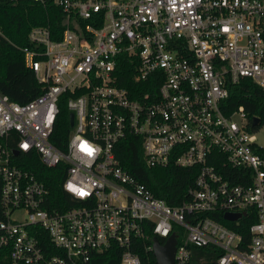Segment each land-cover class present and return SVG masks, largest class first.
<instances>
[{
	"label": "built area",
	"instance_id": "2783aa9c",
	"mask_svg": "<svg viewBox=\"0 0 264 264\" xmlns=\"http://www.w3.org/2000/svg\"><path fill=\"white\" fill-rule=\"evenodd\" d=\"M31 1L57 6L63 27L52 38L47 24L33 25L27 43L15 45L41 91L22 103L0 93L8 264H82L111 246L119 264H151L149 253L156 264L153 237L162 243L170 233L174 264H264V157L250 130L257 124L241 108L225 114L220 106L227 83L242 76L264 91V0ZM123 54L136 81L159 71L155 91L130 97L117 84ZM63 92L72 112L64 150L49 139ZM126 134L139 136L147 166H198L189 199L168 204L120 165L114 144ZM214 150L249 178H224ZM29 151L45 166L62 164L68 200H49L44 182L18 164L15 156ZM217 210L243 212L236 225L246 211L256 219L243 236L203 215Z\"/></svg>",
	"mask_w": 264,
	"mask_h": 264
},
{
	"label": "trees",
	"instance_id": "16d2710c",
	"mask_svg": "<svg viewBox=\"0 0 264 264\" xmlns=\"http://www.w3.org/2000/svg\"><path fill=\"white\" fill-rule=\"evenodd\" d=\"M49 26L52 38H58L63 27L59 8L53 4L41 5L31 0H0V93L17 102H25L41 91L40 83L35 79L32 70L23 64L22 53L16 44L27 43V32L33 25ZM117 84L127 88L130 97H138L144 92H153L161 81L159 71L149 74L147 79L136 81L133 79L134 63L127 55H119L117 59ZM227 96L221 101V109L229 114L234 109L241 108L248 119L252 116L259 117V123L264 122V91L250 78L242 76L235 82L227 83ZM66 92L60 94L57 101L58 112L55 116L50 141L58 148L64 150L67 142L70 124L69 110L66 107ZM260 124H257L258 126ZM253 126L250 130H255ZM255 151L264 157V146H255ZM114 152L120 165L126 169L150 190V192L163 199L168 204L174 205L182 200L189 199V188L194 187V179L198 172V166H178L168 164L166 166H147L144 163L140 138L135 134H126L114 144ZM211 163L216 170L234 182H240L249 178L248 171L241 167H232L222 164L225 156L216 150L212 152ZM15 158L19 165L30 169L35 176L42 180L48 187L49 200L63 202L69 195L61 189L60 182L64 176L62 164L45 166L35 151L19 152ZM20 158V159H19ZM58 209L64 205L56 204ZM52 207L50 203L45 205ZM203 215L214 217L222 224L235 228L243 236H247V227L255 221L253 212L246 211L236 225L233 221L223 218L222 211L203 212ZM158 239H162L158 237ZM196 254H201L206 248L194 247ZM141 258L144 257L142 248L138 249ZM120 249L111 246L109 249L94 253L82 264H119ZM150 262L154 259L149 253ZM209 257V255L205 256ZM0 264H8L7 251L0 247Z\"/></svg>",
	"mask_w": 264,
	"mask_h": 264
},
{
	"label": "water",
	"instance_id": "95a60500",
	"mask_svg": "<svg viewBox=\"0 0 264 264\" xmlns=\"http://www.w3.org/2000/svg\"><path fill=\"white\" fill-rule=\"evenodd\" d=\"M69 124H72V112L68 114ZM259 117L254 116L252 118V124L259 123ZM18 149H13V153H17ZM242 213L240 212H232V211H224L223 218L226 220H235ZM174 245H175V234L170 233L164 240V242L160 243L158 238L153 237L152 241V253L155 258L156 264H174L173 263V253H174Z\"/></svg>",
	"mask_w": 264,
	"mask_h": 264
},
{
	"label": "rangeland",
	"instance_id": "374dc122",
	"mask_svg": "<svg viewBox=\"0 0 264 264\" xmlns=\"http://www.w3.org/2000/svg\"><path fill=\"white\" fill-rule=\"evenodd\" d=\"M236 118V117H235ZM254 141L256 144L264 146V122H262L254 131Z\"/></svg>",
	"mask_w": 264,
	"mask_h": 264
},
{
	"label": "bare ground",
	"instance_id": "6f19581e",
	"mask_svg": "<svg viewBox=\"0 0 264 264\" xmlns=\"http://www.w3.org/2000/svg\"><path fill=\"white\" fill-rule=\"evenodd\" d=\"M260 124V123H259ZM258 126V125H257Z\"/></svg>",
	"mask_w": 264,
	"mask_h": 264
}]
</instances>
